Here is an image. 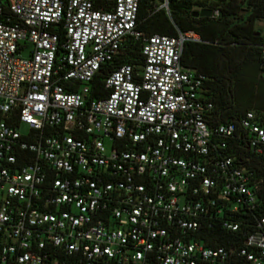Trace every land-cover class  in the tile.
<instances>
[{"label": "built area", "instance_id": "obj_1", "mask_svg": "<svg viewBox=\"0 0 264 264\" xmlns=\"http://www.w3.org/2000/svg\"><path fill=\"white\" fill-rule=\"evenodd\" d=\"M137 7L0 0V264H264V113L210 124L199 35ZM129 36L142 61L116 64Z\"/></svg>", "mask_w": 264, "mask_h": 264}, {"label": "trees", "instance_id": "obj_2", "mask_svg": "<svg viewBox=\"0 0 264 264\" xmlns=\"http://www.w3.org/2000/svg\"><path fill=\"white\" fill-rule=\"evenodd\" d=\"M168 13L152 11L151 0H138L135 30L173 36L194 31L198 42H185L181 64L202 73L206 95L213 103L210 124L229 122L245 111L264 113V80L259 72V44L264 43V0H167ZM217 9L215 17L193 16L194 11ZM119 63L142 61V39L127 37ZM107 70L102 68L89 83L95 97ZM257 173L264 172L261 163ZM220 242V241H219Z\"/></svg>", "mask_w": 264, "mask_h": 264}, {"label": "water", "instance_id": "obj_3", "mask_svg": "<svg viewBox=\"0 0 264 264\" xmlns=\"http://www.w3.org/2000/svg\"><path fill=\"white\" fill-rule=\"evenodd\" d=\"M193 16H209L210 15V10H199V11H194Z\"/></svg>", "mask_w": 264, "mask_h": 264}, {"label": "rangeland", "instance_id": "obj_4", "mask_svg": "<svg viewBox=\"0 0 264 264\" xmlns=\"http://www.w3.org/2000/svg\"><path fill=\"white\" fill-rule=\"evenodd\" d=\"M205 1H207V0H205ZM211 1V0H210ZM24 126L23 125H21L20 127H19V131H23L24 130Z\"/></svg>", "mask_w": 264, "mask_h": 264}]
</instances>
